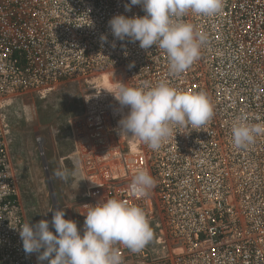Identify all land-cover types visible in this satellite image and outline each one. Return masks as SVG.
Returning <instances> with one entry per match:
<instances>
[{"label": "built area", "instance_id": "2783aa9c", "mask_svg": "<svg viewBox=\"0 0 264 264\" xmlns=\"http://www.w3.org/2000/svg\"><path fill=\"white\" fill-rule=\"evenodd\" d=\"M129 3L0 0V264H39L19 236L27 221L5 108L15 98L45 97L78 81L91 89L84 114L71 120L86 187L73 219L79 229L91 205L119 198L142 207L153 230L139 252L116 245L122 264H264V0H225L214 16L182 17L207 40L181 74L169 71L159 47L144 50L138 41L114 38L111 18L145 15L141 5L125 11ZM110 74L125 76L131 87L166 82L206 92L214 115L202 128L176 127V136L152 150L120 133L118 122L129 109L107 90ZM238 119L261 128L243 148L232 141ZM140 169L155 180L144 197L129 189Z\"/></svg>", "mask_w": 264, "mask_h": 264}, {"label": "clouds", "instance_id": "9594fccd", "mask_svg": "<svg viewBox=\"0 0 264 264\" xmlns=\"http://www.w3.org/2000/svg\"><path fill=\"white\" fill-rule=\"evenodd\" d=\"M225 0H130L125 11L141 5L144 16L116 15L109 20L114 38L139 42L141 49L153 45L168 58L169 71L181 74L200 57L207 36L182 19L187 13L214 16L221 12ZM101 40L107 42L106 36ZM121 107L129 109L119 120L120 133L138 139L152 150H159L177 133L176 127L202 128L214 115L206 92L180 91L160 82L154 87H131L120 83L113 95ZM259 125L243 120L233 122L232 141L243 148L255 140ZM63 177V173L57 172ZM155 185L146 169L134 175L129 189L132 195L144 197ZM51 222L42 219L24 223L19 230L26 254L36 253L40 264H122L117 244L132 252L141 251L153 239V230L144 209L119 198L101 199L91 205L82 230L77 222L65 219L62 208L52 210ZM55 230V234L50 230Z\"/></svg>", "mask_w": 264, "mask_h": 264}, {"label": "rangeland", "instance_id": "374dc122", "mask_svg": "<svg viewBox=\"0 0 264 264\" xmlns=\"http://www.w3.org/2000/svg\"><path fill=\"white\" fill-rule=\"evenodd\" d=\"M110 75L107 90L116 93L120 83L127 85L125 76ZM90 90L83 81L66 82L45 97L24 95L5 108L13 173L27 223L42 219L51 222V211L58 208L65 211V219L75 220L77 216L78 203L86 190L67 124L71 129V120L84 114ZM50 230L55 234L51 223Z\"/></svg>", "mask_w": 264, "mask_h": 264}, {"label": "trees", "instance_id": "16d2710c", "mask_svg": "<svg viewBox=\"0 0 264 264\" xmlns=\"http://www.w3.org/2000/svg\"><path fill=\"white\" fill-rule=\"evenodd\" d=\"M67 129H68V131H69V139H71V141H73V145L75 144L74 143V140H73V135H72V133H71V129H70V126H69V124H67ZM75 146V145H74ZM75 153H76V151H75ZM75 159H76V157H75Z\"/></svg>", "mask_w": 264, "mask_h": 264}, {"label": "crops", "instance_id": "0c3cea01", "mask_svg": "<svg viewBox=\"0 0 264 264\" xmlns=\"http://www.w3.org/2000/svg\"><path fill=\"white\" fill-rule=\"evenodd\" d=\"M72 129V128H71ZM72 133H73V131H72ZM73 135V134H72ZM86 188V187H85ZM86 190V189H85Z\"/></svg>", "mask_w": 264, "mask_h": 264}]
</instances>
